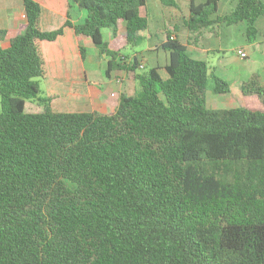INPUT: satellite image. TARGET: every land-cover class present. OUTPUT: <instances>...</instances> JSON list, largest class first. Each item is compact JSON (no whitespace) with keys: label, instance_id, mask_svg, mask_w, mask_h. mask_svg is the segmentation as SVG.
<instances>
[{"label":"trees","instance_id":"1","mask_svg":"<svg viewBox=\"0 0 264 264\" xmlns=\"http://www.w3.org/2000/svg\"><path fill=\"white\" fill-rule=\"evenodd\" d=\"M146 1L71 0L86 10L85 21L74 24L69 13L61 27L44 31L40 3L21 0L26 27L0 47V264H264L258 74L242 91L260 107L210 108L209 78L216 94L229 93L230 83L168 36L167 77L156 67L137 74L139 91L121 94L113 113L57 112L52 96L39 97L46 75L39 42L57 40L68 27L107 58L106 76L136 70L138 60L126 63L120 53L143 42ZM220 1L192 0L188 28L246 20L252 37L264 0H239L214 18ZM33 98L43 111H26Z\"/></svg>","mask_w":264,"mask_h":264},{"label":"crops","instance_id":"2","mask_svg":"<svg viewBox=\"0 0 264 264\" xmlns=\"http://www.w3.org/2000/svg\"><path fill=\"white\" fill-rule=\"evenodd\" d=\"M15 1L12 11L7 10L5 21V35L0 40V47L7 48L11 40L22 33L26 27L25 11L21 6V0ZM40 3L42 11L39 18V27L44 31H51L61 27L70 13L74 24L83 23L87 12L77 5L70 7L71 0H36ZM176 6H168L163 0H147L141 7L140 13L149 20V28L141 32L143 42L132 47L131 54L123 53L130 61L137 59L136 70L115 69L98 81L95 65L107 69V58L99 54L90 37L78 35L73 28H66L65 33L55 41H40L39 47L46 62V79L49 86V95L65 94L71 99L67 103L56 105L63 106L64 110L73 111H98L110 114L115 111L121 94L134 95L140 87L136 79L140 69L158 68L163 78L167 77L165 69L169 61V52L162 47L168 36H175L194 58L202 59L208 63L209 73L225 79L231 85V91L224 94H216L213 91L214 81L208 83L207 106L213 109L235 108L240 106L260 107V102L255 96H246L242 91V85L254 74L260 76V83L264 85V15L255 22V33L247 36L249 22L244 20L236 24L218 22L214 25L190 30L186 21L190 17V3L192 0H174ZM202 3L204 0H193ZM239 0H221L218 11L213 16L221 18L231 13ZM121 24L119 31L123 32ZM104 38L113 39L110 29L103 30ZM87 48V60H83L80 45ZM244 50L246 57H241L237 51ZM90 50L93 51L94 60L89 64ZM97 58V59H96ZM88 63V64H87ZM121 82H118V79ZM99 86V91L93 88ZM48 95V96H49ZM54 100V99H53ZM53 100L51 106L53 107ZM73 104H70L72 103ZM70 110L71 112H73Z\"/></svg>","mask_w":264,"mask_h":264},{"label":"rangeland","instance_id":"3","mask_svg":"<svg viewBox=\"0 0 264 264\" xmlns=\"http://www.w3.org/2000/svg\"><path fill=\"white\" fill-rule=\"evenodd\" d=\"M13 4H16L15 1L0 0V30H2L5 26L6 20H4V19L6 18L7 10L9 9L11 11L9 15L13 14V12L14 13L16 12V11H12V9L14 7ZM21 6H22V4H21ZM139 47L140 46H138V48ZM122 52L125 53L126 55L131 54L132 53V47H128L127 49H124ZM93 60H94L93 51L90 50V55H89V59H88L89 64L93 63ZM95 68H96L97 72L95 73L96 76L94 77V81H96L98 83V81L102 78H105L106 75L104 73V69L100 68L99 63H97L95 65ZM147 71H148V68H146L145 70H142V69L139 70L140 73H145ZM212 80H213L212 78H209L208 83L213 82ZM39 83H40V88H41L40 93H39V97H41V98L47 97L49 95V86L47 84L46 77L40 78ZM99 88H100L99 86L98 87L95 86V88H93L94 92L99 91ZM139 89H140V87L138 88V91H139ZM53 98H54L53 107L55 105V107H54L55 111H57V112H60V111L71 112L70 110H72V109L60 110L56 106L60 103L61 104H63V103L69 104L68 102L71 99L69 96H67L65 94H62V95L58 94L56 96H53ZM70 104H73V102ZM0 106H1V98H0ZM43 110H44L43 102L39 98H33V99L27 100V104H26V111L27 112H41Z\"/></svg>","mask_w":264,"mask_h":264},{"label":"built area","instance_id":"4","mask_svg":"<svg viewBox=\"0 0 264 264\" xmlns=\"http://www.w3.org/2000/svg\"><path fill=\"white\" fill-rule=\"evenodd\" d=\"M23 16L26 18V15H25V14H24ZM170 39H175V36H171ZM237 53H238L241 57H246V56H247V53H246L244 50H242V49H239V50L237 51ZM120 57L123 59L124 62H126V63H130L129 58H127L123 53H120ZM121 81H122V80L119 78V79H118V82H121Z\"/></svg>","mask_w":264,"mask_h":264}]
</instances>
